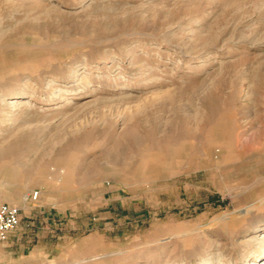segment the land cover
<instances>
[{"label":"rangeland","instance_id":"obj_1","mask_svg":"<svg viewBox=\"0 0 264 264\" xmlns=\"http://www.w3.org/2000/svg\"><path fill=\"white\" fill-rule=\"evenodd\" d=\"M0 151V264H264V0H0Z\"/></svg>","mask_w":264,"mask_h":264},{"label":"built area","instance_id":"obj_2","mask_svg":"<svg viewBox=\"0 0 264 264\" xmlns=\"http://www.w3.org/2000/svg\"><path fill=\"white\" fill-rule=\"evenodd\" d=\"M17 223L18 209L8 203H0V241L6 238Z\"/></svg>","mask_w":264,"mask_h":264},{"label":"bare ground","instance_id":"obj_3","mask_svg":"<svg viewBox=\"0 0 264 264\" xmlns=\"http://www.w3.org/2000/svg\"><path fill=\"white\" fill-rule=\"evenodd\" d=\"M5 141H8V140L6 139ZM6 144H7V143H6ZM13 144H14V143H13ZM9 146L11 147V145H9ZM10 147H9V148H10ZM7 148H8V147H7ZM5 149H6V148H5ZM10 149H11V148H10ZM0 152H1V151H0Z\"/></svg>","mask_w":264,"mask_h":264}]
</instances>
